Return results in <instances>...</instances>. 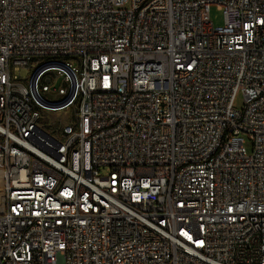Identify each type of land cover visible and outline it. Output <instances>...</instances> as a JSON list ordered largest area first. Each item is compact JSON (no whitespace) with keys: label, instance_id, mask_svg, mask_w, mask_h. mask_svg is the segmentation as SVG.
<instances>
[{"label":"built area","instance_id":"1","mask_svg":"<svg viewBox=\"0 0 264 264\" xmlns=\"http://www.w3.org/2000/svg\"><path fill=\"white\" fill-rule=\"evenodd\" d=\"M0 264H264V0H0Z\"/></svg>","mask_w":264,"mask_h":264},{"label":"rangeland","instance_id":"2","mask_svg":"<svg viewBox=\"0 0 264 264\" xmlns=\"http://www.w3.org/2000/svg\"><path fill=\"white\" fill-rule=\"evenodd\" d=\"M210 19L213 22L215 26H220L224 22V15L223 12L217 7V5H212L210 9ZM29 72L26 69H22L20 71H17V75H19L22 78L27 77ZM244 102V96L242 94H239L237 99H236V106H242ZM48 121L49 124L45 123L44 121L42 122L43 129L46 131V133H49L53 135L54 137L57 136L56 132L54 129H57V125L54 124L55 122L63 121V123H72L73 118H72V111L70 109H66L64 111H60L57 113H49L45 117ZM53 124V128L50 126ZM245 146L247 150L250 152L252 149V143L249 140H246Z\"/></svg>","mask_w":264,"mask_h":264}]
</instances>
